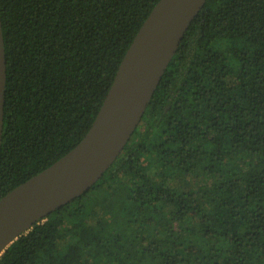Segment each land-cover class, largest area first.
<instances>
[{
  "label": "trees",
  "instance_id": "obj_1",
  "mask_svg": "<svg viewBox=\"0 0 264 264\" xmlns=\"http://www.w3.org/2000/svg\"><path fill=\"white\" fill-rule=\"evenodd\" d=\"M159 0H0V198L84 137ZM0 264H264V0H206L124 149Z\"/></svg>",
  "mask_w": 264,
  "mask_h": 264
},
{
  "label": "water",
  "instance_id": "obj_2",
  "mask_svg": "<svg viewBox=\"0 0 264 264\" xmlns=\"http://www.w3.org/2000/svg\"><path fill=\"white\" fill-rule=\"evenodd\" d=\"M206 0H159L129 45L94 121L77 145L0 198V256L34 224L86 193L139 125L160 80ZM6 59L0 18V146Z\"/></svg>",
  "mask_w": 264,
  "mask_h": 264
}]
</instances>
